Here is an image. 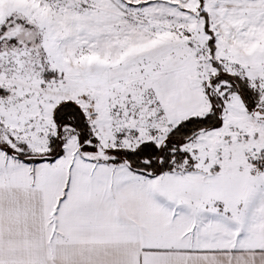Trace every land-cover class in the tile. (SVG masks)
<instances>
[{
	"label": "snow or ice",
	"instance_id": "obj_1",
	"mask_svg": "<svg viewBox=\"0 0 264 264\" xmlns=\"http://www.w3.org/2000/svg\"><path fill=\"white\" fill-rule=\"evenodd\" d=\"M37 2L47 11L50 24H41L36 16L20 11L0 17V85L17 72L29 80L23 87L13 84L23 95L11 101L9 97L14 93L0 86V107H13L18 117L26 116V130H48L46 151H34L18 139L23 133L13 135L5 127L6 117L0 114V264H147L145 254L153 257L152 264H264V243H252L255 225L264 222V127L249 134L238 124L227 122L235 112V107L229 105H233L236 95L244 102L248 123L264 126V77L234 76L225 70L227 62L223 57L216 59L218 42L226 32L231 43L246 36L250 28L264 25V0H209L212 14L205 10L206 0H200L213 56L209 63L217 70L216 75L209 73V80L203 83L211 110L181 122L165 136L162 128H172V124L164 105H178L181 99L168 96L163 84H158L160 93L145 91L141 85L136 93L108 96V116L113 128L118 123L130 122L134 127L116 133L117 147L104 149L107 160L91 158L99 157L101 141L93 134L96 125L90 124L78 103L85 102L91 119L96 120L101 115L99 105L104 101L84 79L83 66L72 65L81 73L83 83L66 78L61 69L51 67L45 51L47 31L52 27L59 33L57 50L67 55L93 43V38L78 27L81 23L100 25L105 21V10L110 8L127 16L129 9L141 11L155 5L152 0L142 4L130 0ZM230 16L245 20L239 33L228 24ZM65 17L70 18V24H63ZM123 23L114 22L113 26L119 28ZM69 28L71 35L65 36ZM202 54L203 50L197 53ZM73 59L70 58V64ZM49 108L56 135L51 134L50 125H45ZM37 111L39 115H33ZM154 124L160 127H153ZM69 128L74 131L66 133ZM141 130L155 139L144 140L134 148L120 147L128 133L132 141L141 140ZM232 133H239L235 143L243 146V163L235 169L245 177L241 195L214 199L167 191L170 177L191 180L190 174L194 173L209 181L223 176L225 171H234L224 168L223 147L217 148L218 162L207 172L197 169L199 161L194 158L200 155V148L194 146L203 145L204 137L216 135L221 145L232 147ZM38 135L45 137L43 131ZM72 136L78 137L80 149L75 156L71 147H66ZM162 136L164 141L160 144ZM80 161L95 168L90 172L78 169ZM204 163L208 164V159ZM101 166L116 167L109 175L99 172ZM65 167L69 171L67 185H53L48 178ZM77 173L81 181L87 182L94 197L92 202L82 203ZM125 197L148 209H164L167 219L175 225L171 231L178 234L175 244L145 243L141 227L120 215ZM182 217L189 218L183 225L179 223ZM217 226L223 231L208 238Z\"/></svg>",
	"mask_w": 264,
	"mask_h": 264
},
{
	"label": "rangeland",
	"instance_id": "obj_2",
	"mask_svg": "<svg viewBox=\"0 0 264 264\" xmlns=\"http://www.w3.org/2000/svg\"><path fill=\"white\" fill-rule=\"evenodd\" d=\"M144 2L145 0L134 4H142ZM152 2L155 7L141 11L129 9L127 16L118 9H106L105 21L96 27L91 26L89 23H81L78 27L82 28L93 38V43L79 51L74 49L67 55H63L57 50L56 36L59 33H56L52 27H49L47 31L48 47L45 51L51 67L53 69H61L65 73L66 78L73 77L83 83L84 80H81V73L72 65L79 64L83 66L86 69L83 73L84 79L92 87L95 95L100 96L104 101L99 105L101 115L96 119L100 129L97 137L101 141V149L103 150L117 147L116 133L123 132L125 128L134 127V124L130 122L126 125L118 123L113 128L111 118L108 116L110 111L106 99L108 96L114 97L117 93H136L140 90L141 85H143V90L145 91L152 89L160 93L161 89L158 84H163L164 88L167 89L168 96L179 97L181 103L183 101L186 102L188 97L176 95L170 90V86L176 85L182 79V74L178 73L177 69L183 66V63L180 62L182 58L184 59L188 56L191 63H195L199 67L198 69L201 73L199 79L202 83L209 80L211 71L215 70L213 75L217 73V70L209 63L212 57L211 53H209L210 48L205 44V32L202 30L205 17L200 14L198 17L197 12L188 9L190 6L185 4V1L152 0ZM194 8H197V5ZM13 11L34 15L41 24L51 23L47 11L40 7L37 0H0V17ZM121 20L124 23L119 28L113 26L114 22ZM70 23V18L65 17L63 24L68 25ZM104 25L109 26L105 31H103ZM70 35V28L66 29L65 36ZM259 42V45L252 49L248 58H250V64L258 72L255 75L264 77V37ZM190 44L193 47H189ZM201 50H203V54L197 55ZM71 57H74V59L70 64ZM36 63H40L39 59L36 60ZM141 69H143V75L141 74ZM42 71L43 68H41ZM18 75H20L19 72L11 80H8L6 84L0 86L8 88L13 83H16L15 78ZM190 82L193 83L192 80ZM113 89L116 91L113 92ZM202 89L203 95L207 99L204 87ZM216 91L218 92L219 89ZM70 98L76 99L75 96ZM157 98H160V96L158 95ZM189 98L191 100L195 96H189ZM78 103L81 104L82 101H78ZM164 106L166 109H172L176 105ZM229 107H235V112L229 117L227 122L238 124L239 126L241 123L248 127L251 126L253 133L258 131V128L261 130L260 127H264L256 126L255 128V125L248 123L247 109L244 107L240 97H233V105H229ZM153 127H160V124H154ZM170 129L168 127L162 128L165 136ZM13 135L15 134L13 133ZM237 135L239 133H232V137H237ZM127 136L128 138L121 143L120 147L134 148L138 147L140 142L144 140L155 139L144 130H141V140L132 141L130 133ZM215 138L216 135L204 137L203 145L194 146L200 148L197 167L204 172L207 170L204 160L208 159L210 161V156L216 155L217 148L222 146L217 144L216 141V143H212ZM163 141L164 137L162 136L159 143L162 144ZM205 147H207V151H205ZM237 151L243 152V146L241 145ZM99 157L108 159V157L104 156V153L99 154Z\"/></svg>",
	"mask_w": 264,
	"mask_h": 264
},
{
	"label": "crops",
	"instance_id": "obj_3",
	"mask_svg": "<svg viewBox=\"0 0 264 264\" xmlns=\"http://www.w3.org/2000/svg\"><path fill=\"white\" fill-rule=\"evenodd\" d=\"M139 1L144 0H130V2L137 3ZM168 1V0H166ZM176 1V0H173ZM179 1V0H177ZM185 1V4L190 6V10L193 12H197V16L199 14L203 16L201 12L200 0H181ZM197 5V8H194ZM187 9V10H188ZM205 10L208 11L210 14L211 12V4L209 0H206ZM214 18V14H213ZM258 18V16H257ZM228 24L235 28L236 32L239 33L241 28L245 24V20L237 17V16H230L228 20ZM109 26L104 25L103 31L107 30ZM213 28H215V22L213 23ZM202 30L205 32V20L202 26ZM264 37V25H261L259 28L253 27L248 30L246 36L242 39L232 40L229 43L228 33H225V36L220 39L219 48L216 54L217 61L223 57L224 61L227 63L224 65L225 70L230 73L239 74L240 76H248L250 78L257 77L255 75L256 69L250 64V58L248 55L251 53L252 49L257 47L260 43L259 40ZM210 37L205 32V44L208 46V40ZM209 48V47H208ZM227 49V52L225 51ZM209 53H211L209 51ZM211 60L213 56L211 54ZM210 60V58H209ZM183 63L181 68H178V73L182 74V79L171 87V91L179 96H186V102H182L176 105L172 109H167L166 115L169 118V122L172 125L177 124L181 120L188 118L190 116H203L205 115L210 108L209 101L203 95V83L200 81L201 73L199 72V67L195 63H191L189 56L187 58H182L180 61ZM193 64V65H192ZM239 65V67H236ZM250 70H249V66ZM247 70V71H242ZM212 75L215 73V70L210 72ZM260 73V72H259ZM191 76V78H190ZM16 84L18 86L23 87L24 85L28 84L29 80L26 76L18 75L16 78ZM192 80L193 83L190 82ZM13 84L10 85L7 89L13 92V96L9 97V100L15 99L16 96H22L23 92L19 91L18 89L13 88ZM170 85V84H169ZM36 87H39V84H36ZM189 96H195L194 99L189 98ZM236 95H234L235 97ZM239 97V96H238ZM241 99V98H240ZM54 107V106H53ZM0 114H3L6 117L5 127L10 131H13L14 134L16 132L23 133V135L19 136L18 139L25 141L29 144V147L34 151H46V144H47V134L48 130L46 127H38L35 132L26 130L24 127L23 121L27 119L26 116L18 117L16 115V109L13 107H9L4 109L0 107ZM33 115L38 116L39 113L34 112ZM45 125L51 126V134L56 135L57 129L56 125L53 122L52 117V109H48L47 116L45 118ZM31 126H29L30 128ZM243 131L248 132L249 134L253 133L252 127H248L246 125L239 126ZM256 128V126H255ZM261 128V127H260ZM259 129V128H258ZM43 131L45 133V137L41 138L38 133ZM236 136L232 137L233 146L229 147L225 143L221 147L224 150L225 156V169H233L232 172L225 171V174L219 178H213L212 180L205 181V178L202 176H197L196 174H190L191 180H186L182 177H170L169 182L166 185L167 191L176 194H183V193H190L192 196H201L204 198H214V199H230L232 197H236L241 195L243 188H244V181L245 177L241 175L235 169L238 168L239 165L243 163L244 157L243 152L237 151L241 145L236 144L235 141ZM220 144V141L215 138L212 140V143ZM40 145H44L45 147L41 148ZM72 150V155L75 156L76 152L79 149V143L77 136H72L69 140V145ZM231 153V160H228V155ZM83 155V154H82ZM210 161L208 164H204L205 168L208 169L215 163H217L216 155L210 156ZM92 159H97L101 157H91ZM195 159H199L198 156L194 157ZM107 160V159H105ZM71 166V160H69L68 167ZM198 166V165H197ZM68 167L63 168L62 172H57L56 175L49 177L48 179L53 185H62L66 186L69 178V171ZM116 166H109L107 168L101 166L99 172L101 174L107 173L111 174V171ZM92 168H95V165H85L83 161L78 163V169H86L89 172ZM198 169V167H197ZM62 177V179H61ZM76 180L80 183V191L79 196L82 203L87 204L94 200V197L89 191L88 184L86 181H81L79 173H77ZM62 192V188H61ZM120 215L122 219L129 223H135L142 229V237L145 243L152 245V246H165L175 244L176 236L178 234H174L171 229L175 227L166 217L165 211L162 208L159 209H148L140 202L133 200L131 198L125 197L121 202V211ZM188 217H182L179 220V223L183 225L184 223L188 222ZM223 231L222 228L217 226L213 229L212 233L208 234V238H211L212 235H219ZM252 243L254 244H261L264 243V222H261L254 227V236ZM147 264H152L153 257L150 254H145Z\"/></svg>",
	"mask_w": 264,
	"mask_h": 264
},
{
	"label": "built area",
	"instance_id": "obj_4",
	"mask_svg": "<svg viewBox=\"0 0 264 264\" xmlns=\"http://www.w3.org/2000/svg\"><path fill=\"white\" fill-rule=\"evenodd\" d=\"M81 104H82V106H83V108L85 110V114L89 117L90 124L96 125V128H93V134L97 136V134L100 131L99 126L97 125L96 120H92L91 119V114L87 111V108H88L87 104L85 102H83V101H82ZM97 128L99 129V131H97ZM257 130L260 131L259 129H257Z\"/></svg>",
	"mask_w": 264,
	"mask_h": 264
},
{
	"label": "trees",
	"instance_id": "obj_5",
	"mask_svg": "<svg viewBox=\"0 0 264 264\" xmlns=\"http://www.w3.org/2000/svg\"><path fill=\"white\" fill-rule=\"evenodd\" d=\"M204 16V15H203ZM205 17V16H204ZM206 23H207V21H206V18H205V27H206ZM210 52H211V48H210ZM217 74V73H216ZM215 74V75H216ZM234 75V74H233ZM234 76H239V75H234ZM243 102V101H242ZM243 105H244V102H243ZM244 107H245V105H244ZM211 110V105H210V108H209V111ZM208 111V112H209ZM207 112V113H208ZM204 116V115H203ZM190 117H195V116H190ZM190 117H188V118H185V119H183V120H181L180 122H178L177 124H175L169 131H168V133L173 129V128H175V127H177L181 122H183V121H186L187 119H189ZM65 131H66V133H68V132H72V131H74L73 129H71V128H69V129H65ZM78 138V137H77ZM163 144V143H162ZM104 153V152H103ZM109 159V158H108Z\"/></svg>",
	"mask_w": 264,
	"mask_h": 264
},
{
	"label": "water",
	"instance_id": "obj_6",
	"mask_svg": "<svg viewBox=\"0 0 264 264\" xmlns=\"http://www.w3.org/2000/svg\"><path fill=\"white\" fill-rule=\"evenodd\" d=\"M103 152H104V150H103V149H101V150H100V154H102Z\"/></svg>",
	"mask_w": 264,
	"mask_h": 264
}]
</instances>
